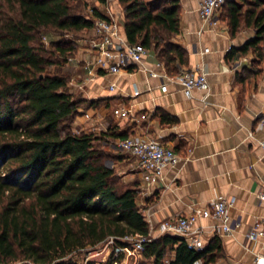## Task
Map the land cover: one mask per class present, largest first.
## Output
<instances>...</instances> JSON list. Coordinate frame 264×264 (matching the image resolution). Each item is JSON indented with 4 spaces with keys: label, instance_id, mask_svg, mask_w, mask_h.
Listing matches in <instances>:
<instances>
[{
    "label": "trees",
    "instance_id": "obj_1",
    "mask_svg": "<svg viewBox=\"0 0 264 264\" xmlns=\"http://www.w3.org/2000/svg\"><path fill=\"white\" fill-rule=\"evenodd\" d=\"M85 1L0 0V264H76L74 255L110 237L121 243L148 233L138 190L107 165L113 157L99 137L72 127L94 102L70 91L68 74L51 71L74 56L77 41L46 48L38 38L51 29L82 35L95 18H107L96 8L84 15ZM118 2L128 43H141L176 74L187 61L171 40L180 30L179 0ZM222 14L232 37L243 27L254 31L226 58L252 51V67L262 62L264 0H227ZM220 250L218 238L197 251L183 238L161 235L144 243L140 264H211Z\"/></svg>",
    "mask_w": 264,
    "mask_h": 264
},
{
    "label": "crops",
    "instance_id": "obj_2",
    "mask_svg": "<svg viewBox=\"0 0 264 264\" xmlns=\"http://www.w3.org/2000/svg\"><path fill=\"white\" fill-rule=\"evenodd\" d=\"M179 6L180 30L171 40L186 50L187 61L177 70H204L208 94L194 92L187 98L175 84L162 93L161 80L149 77L136 65L118 74L96 69L90 78L84 65L92 60L93 52L85 31L76 55L63 70L71 73L70 91L94 105L82 109L84 114L76 116L72 127L99 137L96 142L112 155L116 175L138 190V205L145 220L149 218L153 224L191 213L218 198L233 199L231 221L239 225L231 233L219 232L220 223L214 218H199L195 226L202 228L206 245L214 238L219 240L221 250L211 264H255V257L264 255V249L261 241L248 240L246 233L264 217V201L257 197L264 187V57L255 67L252 51L236 59L226 58L231 47L242 46L254 31L243 27L232 37L222 7L210 21L202 22L199 0H179ZM91 7L113 17L120 39L128 43L118 0H95ZM262 49L264 56V45ZM147 50V65L161 62ZM110 84H114L113 90ZM135 90L138 95H133ZM123 106L132 109L131 117L113 114ZM141 113L148 114L147 119H140ZM162 113L175 121L162 122ZM125 135L157 140L181 160L164 168L160 182L148 184L132 157L115 147Z\"/></svg>",
    "mask_w": 264,
    "mask_h": 264
},
{
    "label": "built area",
    "instance_id": "obj_3",
    "mask_svg": "<svg viewBox=\"0 0 264 264\" xmlns=\"http://www.w3.org/2000/svg\"><path fill=\"white\" fill-rule=\"evenodd\" d=\"M227 0H199L198 14L202 22L212 19L215 12L221 9ZM87 32V43L93 52L92 60L84 65L86 74L92 78L96 69H102L111 74L127 71L130 66L136 65L145 71L149 77L161 80L160 91L168 92L170 84H175L187 98L194 92H201L205 97L209 92L207 74L202 69H182L176 74H169L163 62H157L154 67L145 63L148 50L141 43H125L118 35V24L113 17L95 18L92 27ZM71 59V58H70ZM69 59V60H70ZM114 84L109 89H114ZM135 90L133 95H138ZM113 114L121 118L133 115L132 109L118 107ZM87 115V114H86ZM148 114L141 113L140 119H147ZM264 148V141L261 143ZM117 148L131 156L136 166L143 172V180L148 184H156L162 180L166 166L174 167L181 160L172 148L157 140L127 136L120 139ZM260 201H264V187L257 193ZM233 199L218 198L208 206L193 210L191 213L171 217L157 224L148 218L147 235H126L120 239L121 243L113 237L106 239L100 245L87 249L77 260L76 264H140L144 259V243L161 235H172L183 238L190 248L202 251L206 244L203 242V230L195 226L199 218H214L219 221V232L231 233L238 222L231 221L230 208ZM157 232V236L154 234ZM246 238L250 241L259 240L264 249V217L257 220L247 231ZM83 252V251H82ZM255 264H264V255L255 257ZM192 264H203L196 259Z\"/></svg>",
    "mask_w": 264,
    "mask_h": 264
},
{
    "label": "rangeland",
    "instance_id": "obj_4",
    "mask_svg": "<svg viewBox=\"0 0 264 264\" xmlns=\"http://www.w3.org/2000/svg\"><path fill=\"white\" fill-rule=\"evenodd\" d=\"M95 0H86L85 1V7L83 8V5L81 6L82 9V13L84 15H90L92 12H91V9H92V5L94 3ZM84 34V33H83ZM83 34H75V33H69V34H61L53 29L51 30H46V31H42L39 35H38V38L40 39V42L46 47L48 48L49 47V44L51 41H58V40H66V41H77V45H78V48L79 46L82 44V39H83ZM81 35V36H80ZM86 37V35H85ZM78 50V49H77ZM77 50L74 54V56L76 55L77 53ZM72 56V57H74ZM71 57V58H72ZM69 62V59L66 63ZM65 63V64H66ZM64 64V65H65ZM64 67V66H63ZM63 67L62 68H58V67H51V71L54 73V72H59V73H66L68 74V77L70 76L71 77V73L69 71H65L63 70ZM70 77H69V80H70ZM75 96H78V94L74 93ZM80 95V94H79ZM84 114V110L80 109L79 110V113L77 116L79 115H82ZM75 129V128H74ZM115 147L117 148V145H115ZM107 151V150H106ZM126 156V155H125ZM108 166L112 167V162L109 160L106 162ZM114 169V168H113ZM87 250V249H86ZM86 250H84L83 252L79 253L78 255H74V259H76V262L77 260H79L81 258V255L86 252Z\"/></svg>",
    "mask_w": 264,
    "mask_h": 264
}]
</instances>
